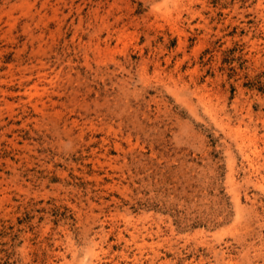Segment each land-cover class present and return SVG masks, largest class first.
Wrapping results in <instances>:
<instances>
[{
	"label": "rangeland",
	"instance_id": "rangeland-1",
	"mask_svg": "<svg viewBox=\"0 0 264 264\" xmlns=\"http://www.w3.org/2000/svg\"><path fill=\"white\" fill-rule=\"evenodd\" d=\"M0 264H264V0H0Z\"/></svg>",
	"mask_w": 264,
	"mask_h": 264
}]
</instances>
